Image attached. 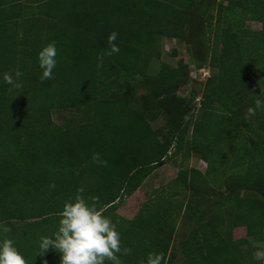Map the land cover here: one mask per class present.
I'll return each mask as SVG.
<instances>
[{
	"label": "trees",
	"instance_id": "trees-1",
	"mask_svg": "<svg viewBox=\"0 0 264 264\" xmlns=\"http://www.w3.org/2000/svg\"><path fill=\"white\" fill-rule=\"evenodd\" d=\"M202 2L0 0V225L10 229L0 232V240H14L27 264L61 263L57 250L39 254L40 238L57 231L65 202L81 187L117 224L122 249H131L118 254L123 264H147L150 253L162 254L167 264L178 220L191 213L199 220L183 241V260L175 264H264L244 249L248 237H233L235 227L245 226L247 236L264 240V124L258 141L229 145V168L225 144L236 133L251 61L264 59V0H219L209 31L190 25ZM246 20L262 28L245 29ZM113 32L120 51L108 55ZM164 36L193 43L215 70L190 138L192 99L178 92L189 79L187 63L180 58L177 66L162 63L150 72ZM53 41L58 63L53 78L42 81L37 55ZM17 71L23 73L19 78ZM6 73L21 86L7 84ZM144 85L151 92L139 96ZM55 110L71 115L59 124ZM160 117L165 126L156 129L152 120ZM184 137L188 152L207 162L209 176L228 172L226 192L212 199L209 188L200 186L203 173L181 170L174 180L181 197L157 191L133 218L117 213L120 201ZM94 153L102 163L93 160Z\"/></svg>",
	"mask_w": 264,
	"mask_h": 264
},
{
	"label": "rangeland",
	"instance_id": "rangeland-1",
	"mask_svg": "<svg viewBox=\"0 0 264 264\" xmlns=\"http://www.w3.org/2000/svg\"><path fill=\"white\" fill-rule=\"evenodd\" d=\"M218 1L219 0H203L202 4L199 7H196L192 12L190 25L195 26L196 29H203L207 26V30H211L212 27L210 28L209 21L212 20V23L214 24L215 16L214 18H210V13L216 15ZM244 27L245 29L259 30L262 28V23L256 20H246ZM207 39V43L211 44V38L208 37ZM158 48L161 56L153 62L150 69L151 73H156L162 63L177 66L180 58H183L188 65L189 79L178 89V92L183 97L192 99L191 128L188 136L186 135V137L190 138L192 135L193 124L201 117L204 92L206 86L210 82L209 78L215 70L210 66V57L205 56L204 54L200 55V53L196 52L194 44L189 41L164 36L160 39ZM251 64V81L247 86L244 97L241 99L240 111L235 118L237 124L235 128L236 133L234 137L227 138V142L225 143L228 144L226 152L228 153L226 157V168H229L232 163V151L229 145L233 146L235 142L242 145H251L254 140L258 141V131H262L260 129L264 124V59H262L260 63L251 61ZM150 92L151 90L147 85L141 86L138 89L139 96L148 95ZM257 101L261 102L262 106L260 108H256ZM250 108L256 109L255 115L249 113ZM70 115V111L61 110H55L52 114L54 121L59 124L64 123ZM152 125L156 129L163 128L165 126V120L162 117L157 118L152 120ZM253 129L257 131V133H255ZM186 137H184L183 140L178 139L171 148L172 153L175 151L174 154L156 166L137 190L130 195H126L120 201L117 213L127 218H133L139 211L141 205L147 200V196L150 193L153 194L157 191L162 192L164 190L165 192H176V196L181 197V194L177 191H181L182 187L174 185V180L179 176L181 170H188L189 175L192 174L191 169L203 173V178L198 176L199 179L201 178L199 180L200 186L202 185V187L209 188V194L212 199L226 192V189L224 188V180L228 172H220L214 177L209 176L208 173H206L208 164L201 155L193 150L188 152L184 140ZM198 220L199 216L194 213L178 220L171 249L173 257H171V260L168 261L167 264H175L183 260L181 249L183 241ZM23 222V220H20L17 223L22 224ZM233 237L235 239L248 237L249 242L243 246L244 249L250 251L253 257L257 259L264 258V255H258L264 254V240H256L247 236L245 226L235 227L233 229Z\"/></svg>",
	"mask_w": 264,
	"mask_h": 264
},
{
	"label": "clouds",
	"instance_id": "clouds-1",
	"mask_svg": "<svg viewBox=\"0 0 264 264\" xmlns=\"http://www.w3.org/2000/svg\"><path fill=\"white\" fill-rule=\"evenodd\" d=\"M116 38V32L108 37V43L111 45L108 55L120 51L119 46L114 43ZM57 56L58 50L54 41L39 51L37 59L42 69L40 77L42 81L53 78L54 69L58 63ZM22 75L20 71L15 73L16 78ZM4 81L14 87L21 86L11 74L6 73ZM261 106V102L257 101L256 108ZM255 111V108L249 109L251 115H255ZM93 160L96 163H102L98 153L93 154ZM52 187L55 186L52 185ZM83 192L84 189L79 188L77 195L65 202L57 231L52 236L40 238L39 254L44 255L49 250H57L61 254V264H106V261H111L112 264H123L118 254L129 255L131 249H122V234L118 231L117 224L97 207L98 198H91L90 203ZM9 231L7 226L0 225V232ZM163 259L162 254L150 253L147 264H162ZM0 264H27L26 258L15 246L14 240L10 238L0 240Z\"/></svg>",
	"mask_w": 264,
	"mask_h": 264
}]
</instances>
